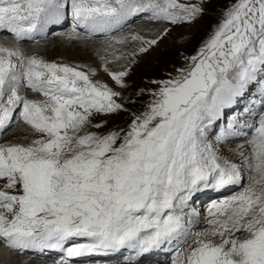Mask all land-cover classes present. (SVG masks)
Segmentation results:
<instances>
[{
	"label": "snow or ice",
	"instance_id": "obj_1",
	"mask_svg": "<svg viewBox=\"0 0 264 264\" xmlns=\"http://www.w3.org/2000/svg\"><path fill=\"white\" fill-rule=\"evenodd\" d=\"M66 8L72 39L81 36L77 28L107 32L141 12L175 24L202 11L177 0H0V30L17 40L32 39ZM132 39L154 45L159 37ZM190 59L187 70L158 82L154 99L126 133L80 134L94 113L123 109L114 99L120 93L77 67L0 46V130L22 105L23 121L47 137L27 146L0 145L4 187L19 184L21 190L18 195L0 190V208L12 213L9 219L0 212L7 248L58 249L85 237L90 243L68 247L69 257L122 247L142 254L187 238L191 221L185 222L183 210L191 195L201 187L220 190L241 181L238 165L221 161L203 142V125L264 68V0H235ZM126 74L109 73L120 87ZM21 84L46 100L25 98ZM253 132L245 157L254 173L251 183L210 205L209 228L194 233L195 246L177 251L173 264H264V114Z\"/></svg>",
	"mask_w": 264,
	"mask_h": 264
},
{
	"label": "rangeland",
	"instance_id": "obj_2",
	"mask_svg": "<svg viewBox=\"0 0 264 264\" xmlns=\"http://www.w3.org/2000/svg\"><path fill=\"white\" fill-rule=\"evenodd\" d=\"M177 3L196 5L202 11L191 21H179L175 24L169 21L150 19L149 14L151 12H141L130 16L127 24L122 23L119 27L113 28L112 30L119 34H111L113 38L110 37L108 41L97 42L81 37L68 39L55 36L43 40L45 43L39 44V46L49 45L50 48L39 47L38 45L30 48L29 44L33 38L17 40L15 38L13 39V35L10 33L3 37L1 34L3 30H0V46H10L9 48H12L13 44L14 48H19L21 52L24 51L27 55H33L47 62H56L77 67L79 70L88 74L93 82L107 85L113 91L119 92L120 95L114 99L117 103L123 105V109L113 114L92 115L90 122L82 129L80 134L95 132L99 135H104L115 131L123 135L129 130V125L115 130L113 124L116 122L122 126L123 124H127V120L131 117L130 123H132L133 108L135 106H138L137 108L147 106L142 104L141 100L134 99V97L131 98L133 92L131 84L133 79H136L142 69H148V66L153 65V61L156 58L171 60L168 64L170 72H162V76L160 77L161 81L177 77L179 70H187L192 64L190 58L198 54L202 45L224 19L225 11L235 3V0H177ZM165 29H167L166 33ZM133 35L143 37L146 41H151L157 37L159 39H157L156 44L149 45L141 40H133ZM6 38L8 39L6 40ZM120 39L124 42L118 43L117 40ZM141 47L147 50L140 52L139 49ZM120 71H126L127 73L123 77L124 87L116 85L109 75L110 72ZM135 81H139L138 78ZM145 86L149 92L155 93L161 85L160 83L158 84L157 80L154 84H148L147 82ZM152 99H154V96H152ZM96 125H100V127H96ZM19 130L25 136L14 138V133ZM41 138L46 139L47 137L41 136L26 125L19 124L4 135L1 143L4 145L21 144L27 146L34 140ZM248 150L251 152V149L248 148ZM249 151L243 150L242 146L230 144L218 147L216 153L221 158V161L227 160L230 163L238 165L240 173L248 178V180L246 179L247 181L244 179L246 186L251 183V177L254 175L248 167L249 161L245 159V157H250ZM0 185L3 186L2 184ZM0 212L7 213L3 208H0ZM207 228H209V225L206 223V219H201L198 222L197 232L204 231ZM194 239L195 236L187 248L189 246H195L193 244ZM209 239H213L217 243L219 242V237H209ZM1 241H3L2 238H0V264H52L51 262L47 263L19 255L15 251L3 247Z\"/></svg>",
	"mask_w": 264,
	"mask_h": 264
},
{
	"label": "trees",
	"instance_id": "obj_3",
	"mask_svg": "<svg viewBox=\"0 0 264 264\" xmlns=\"http://www.w3.org/2000/svg\"><path fill=\"white\" fill-rule=\"evenodd\" d=\"M171 60L167 59H159L156 58L155 61H153V65L148 66V69H142L139 73L136 79L138 78L139 81H135L136 79H133L132 84H131V89H132V97L137 100H141L142 104H145L147 106H141L137 108L138 106H135L133 109V120L136 119L137 117L141 116L148 108V105L150 102L153 100L152 96L153 93L149 92V90L146 88L145 83L148 82L151 84H154L158 80L160 82L162 72H170V67L168 66L169 62ZM174 62V61H173ZM141 82V83H140ZM159 84V83H158ZM158 90V89H157ZM147 97V99H146ZM132 117L127 120V124H123L120 126V124H117L116 122L113 124L115 130H119L124 128V126H130V120Z\"/></svg>",
	"mask_w": 264,
	"mask_h": 264
},
{
	"label": "bare ground",
	"instance_id": "obj_4",
	"mask_svg": "<svg viewBox=\"0 0 264 264\" xmlns=\"http://www.w3.org/2000/svg\"><path fill=\"white\" fill-rule=\"evenodd\" d=\"M68 9L70 10V8H68ZM63 13H64V10H63ZM109 32H110L111 34H117V35H118V33L114 32L113 30H111V31H109ZM8 37H9V36H8ZM58 38H60V37H58ZM7 39H8V38H6V40H7ZM10 39H11V38H10ZM10 39H9V40H10ZM13 39H14V37H13ZM64 40H65V39H64ZM2 41H3V40H2ZM4 41H5V39H4ZM31 41H32V40H31ZM7 42H8V41H7ZM25 42H26V41H25ZM68 42H70V41H68ZM8 43H9V42H8ZM42 43H45V42L42 40V41H40V42H38V43L29 44V45H30L29 47L31 48L32 46H37V45L39 46V44H42ZM10 44H11V43H10ZM16 44H17V42H16ZM18 44H19V43H18ZM2 46H3V45H2ZM5 46H6V45H5ZM8 46H9V45H8ZM14 46H15V45H14ZM27 46H28V45H27ZM27 46H26V47H27ZM40 46L45 47V48H50L49 45H40ZM40 46H39V47H40ZM9 47H10V46H9ZM19 47H20V46H19ZM22 47H23V46H22ZM26 47H25V48H26ZM12 48H14V47H13V44H12ZM40 49L42 50V48H40ZM46 50H47V49H46ZM24 132H25V131H24ZM22 134H23V133L19 130V131H17V132L14 133L13 137H14V138H18V137H21V136H22V137L25 136V134H23V135H22ZM27 134H28V133H27ZM4 258H5V257H4ZM7 260H8V259H7Z\"/></svg>",
	"mask_w": 264,
	"mask_h": 264
}]
</instances>
